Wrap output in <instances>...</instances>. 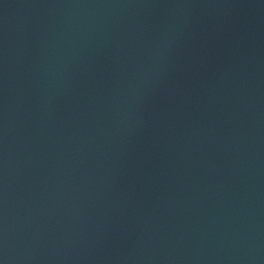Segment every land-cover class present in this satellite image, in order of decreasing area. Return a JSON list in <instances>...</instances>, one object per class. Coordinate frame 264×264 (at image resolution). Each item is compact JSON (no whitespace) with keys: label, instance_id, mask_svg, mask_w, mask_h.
<instances>
[{"label":"water","instance_id":"obj_1","mask_svg":"<svg viewBox=\"0 0 264 264\" xmlns=\"http://www.w3.org/2000/svg\"><path fill=\"white\" fill-rule=\"evenodd\" d=\"M0 264H264V0H0Z\"/></svg>","mask_w":264,"mask_h":264}]
</instances>
